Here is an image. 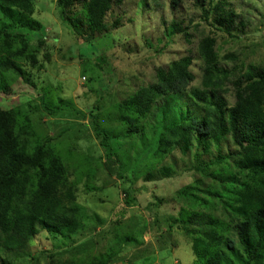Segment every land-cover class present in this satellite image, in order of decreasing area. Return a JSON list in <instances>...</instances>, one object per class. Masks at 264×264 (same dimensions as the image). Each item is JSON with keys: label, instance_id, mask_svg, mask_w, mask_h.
Returning <instances> with one entry per match:
<instances>
[{"label": "trees", "instance_id": "trees-1", "mask_svg": "<svg viewBox=\"0 0 264 264\" xmlns=\"http://www.w3.org/2000/svg\"><path fill=\"white\" fill-rule=\"evenodd\" d=\"M121 1L56 0V5L73 35L78 40L92 42L94 37L109 31L106 15ZM181 1L169 0L170 8H177ZM190 1L201 8L199 20L210 28L228 35L236 30L235 13L227 0ZM34 2L0 0V91L4 93L10 91L4 80L6 71L29 83L25 76L28 72L16 61L26 50L28 41L15 29L40 28L33 18ZM162 23L165 27L162 37L157 38L159 42L163 39L172 42L177 32L187 36L181 21L172 19L166 23L162 20ZM119 24V19L114 18L110 27L116 28ZM16 41L21 42L20 48L14 47ZM215 43L214 33L201 36L196 43V59L200 61L201 71L198 86L191 87L196 78L192 71L195 57L186 53L156 68L155 82L114 103L106 123L99 120L98 105L88 117L103 150L102 165L109 175L122 177L123 170L113 149V137H139L142 146L153 149L152 154L157 157L161 154L159 158L165 153V146V150L177 146L184 157L180 169L195 175L192 182L175 190L173 198L180 205L176 226L191 237L195 248L197 261L194 264H264V65L227 66ZM223 57L231 58L229 54ZM101 62L103 57L96 63ZM182 90L187 91L185 100L173 109L165 122L157 115L158 100L179 95ZM27 106L28 111L20 106L0 108V264H42L34 255L32 262L19 259L21 251L31 245L37 234L45 233L47 237L64 230L75 231L78 223L68 212L79 210L80 216L89 218L80 205L72 209L63 203L61 190L67 185V166L54 138L39 137L33 131V120L28 112L37 107ZM43 108L51 116L70 113V110L79 112L72 102L66 107H50L42 102ZM151 119L156 122L152 123ZM112 125L123 128L116 133ZM83 159L86 157H79V161ZM82 166L75 163L77 181L90 177V171L81 170ZM177 166L173 160L171 165L160 166L155 173H145L144 179L170 177L176 173ZM131 190L129 187L124 191L128 204L134 200ZM217 203L222 208L219 214L215 212ZM154 220L156 222V218ZM118 222H124L125 231L133 227L128 221ZM166 224L171 230L173 225ZM144 228L143 225L138 236ZM113 234L114 239L120 235L116 237L117 246L139 241L122 229ZM91 243L97 244V241ZM76 246L71 251H62L69 253L66 264H116L115 260L119 259L118 248H109L104 258L98 259L89 253L85 255L87 245L82 243L80 250ZM39 252L49 259L62 253L48 254L42 249Z\"/></svg>", "mask_w": 264, "mask_h": 264}, {"label": "rangeland", "instance_id": "rangeland-1", "mask_svg": "<svg viewBox=\"0 0 264 264\" xmlns=\"http://www.w3.org/2000/svg\"><path fill=\"white\" fill-rule=\"evenodd\" d=\"M227 2L235 13L233 25L236 30L231 31V35L218 32L199 20L201 8L190 0H182L175 9L170 8L169 0H122L106 15L109 31L87 42L73 35L60 16L56 0H35L33 18L40 28L15 29L28 41L26 50L16 61L28 72L25 76L29 83L11 71L4 72L10 91H0V108L20 106L28 111V104L37 107L28 112L33 120V131L39 137L49 135L54 138L67 166V185L61 190L63 203L72 209L80 205L89 218L80 216L79 210L68 212L78 223L76 230H64L47 237L45 233L37 234L31 245L21 251L20 260L32 262L34 255L42 264H66L69 253L62 251H71L75 245L80 250L83 243L88 249L85 255L89 253L98 259H103L109 248H118L116 264H194L197 261L191 237L176 226L180 205L173 200L175 190L192 182L195 176L180 169L184 157L177 146L167 150L165 146V153L159 158L161 154L158 157L152 154L153 149L142 146L139 137H113V149L123 169L121 176L125 178L109 175L102 165L103 150L88 115L92 110L95 112L94 106L98 105L99 120L106 123L114 103L154 81L156 68L166 66L186 53L195 57L192 71L196 78L191 87L198 86L201 71L200 61L196 59V43L209 33H214L215 47L227 66L264 65V0ZM114 18H118L120 24L111 28ZM172 19L181 21L188 37L177 32L172 42L167 43L165 39L159 42L157 38L162 37L165 27L162 20L169 23ZM14 47L20 48L21 42L16 41ZM228 54L231 58L223 57ZM99 57H103V62L97 64ZM186 95L187 91L182 90L179 95L160 98L158 117L166 122ZM42 102L50 107H66L72 102L80 113L70 110V113L51 116L42 109ZM151 122L156 120L151 119ZM110 127L116 128V133L123 128L122 125ZM146 136L150 138V135ZM79 157L86 159L79 161ZM173 160L178 164L174 175L152 181L144 179L145 173H155L160 166L171 165ZM77 162L83 164L81 170L90 171L89 178L76 180ZM129 187L133 189L134 200L128 204L124 191ZM202 187L206 188L205 184ZM154 202L159 203L154 205ZM218 205L216 214L222 210ZM118 220L128 221L133 227L125 231L124 222L116 223ZM167 222L173 225L171 230ZM143 225L146 228L138 236ZM121 229L138 239V243L117 246L116 237L120 235L114 239L112 232L118 234ZM158 247L165 249L161 251ZM41 249L48 254L62 253L49 259L39 252Z\"/></svg>", "mask_w": 264, "mask_h": 264}]
</instances>
